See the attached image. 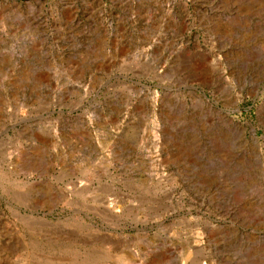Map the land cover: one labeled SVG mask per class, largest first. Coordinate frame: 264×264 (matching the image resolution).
I'll list each match as a JSON object with an SVG mask.
<instances>
[{
  "label": "rangeland",
  "instance_id": "374dc122",
  "mask_svg": "<svg viewBox=\"0 0 264 264\" xmlns=\"http://www.w3.org/2000/svg\"><path fill=\"white\" fill-rule=\"evenodd\" d=\"M0 264H264V0H0Z\"/></svg>",
  "mask_w": 264,
  "mask_h": 264
}]
</instances>
